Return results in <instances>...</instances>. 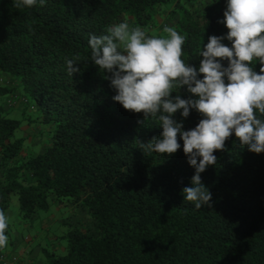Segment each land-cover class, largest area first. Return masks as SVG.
<instances>
[{
	"label": "trees",
	"instance_id": "trees-1",
	"mask_svg": "<svg viewBox=\"0 0 264 264\" xmlns=\"http://www.w3.org/2000/svg\"><path fill=\"white\" fill-rule=\"evenodd\" d=\"M227 2L37 0L17 9L0 0V210L8 218L15 195L29 232L55 216L41 264H264V153L240 148L233 133L201 173L212 208L184 202L195 169L183 140L171 156L145 153L142 143L162 126L139 124L143 113L114 101L110 74L91 61L88 45L90 34L125 21L156 37L173 27L186 37L181 58L198 69L208 38L229 31L220 23ZM77 56L81 71L69 76L66 59ZM251 66L259 72L258 60ZM180 94L188 98L186 87ZM17 110L26 126L11 117ZM201 118L195 110L174 115L185 130ZM15 226L8 222L10 241Z\"/></svg>",
	"mask_w": 264,
	"mask_h": 264
},
{
	"label": "clouds",
	"instance_id": "clouds-1",
	"mask_svg": "<svg viewBox=\"0 0 264 264\" xmlns=\"http://www.w3.org/2000/svg\"><path fill=\"white\" fill-rule=\"evenodd\" d=\"M36 4L37 0H13L17 9ZM220 23L229 31L208 38L198 69L181 58L186 37L173 27H164L166 37H156L125 21L108 27L106 33L90 34L88 40L91 61L100 72L110 74L106 79L116 91L114 101L130 112L143 113L139 124L152 119L162 126L159 136L142 143L143 151L171 156L181 148L178 135L183 140V152L195 173L182 195L196 209L212 208V194L201 173L216 164L214 151H224L233 133L240 148L264 153V0H228ZM225 39L231 47L223 43ZM78 60L66 59L69 76L81 71ZM254 60L259 61V72L251 66ZM185 87L187 99L180 94ZM177 88L179 92L174 91ZM191 110L202 118L185 130L183 120L178 122L174 115L179 111L188 118ZM7 228L8 218L0 210V248L7 246Z\"/></svg>",
	"mask_w": 264,
	"mask_h": 264
},
{
	"label": "crops",
	"instance_id": "crops-1",
	"mask_svg": "<svg viewBox=\"0 0 264 264\" xmlns=\"http://www.w3.org/2000/svg\"><path fill=\"white\" fill-rule=\"evenodd\" d=\"M33 141L37 140L33 139ZM53 217L55 218L52 215L51 218ZM51 218H45L34 224L31 232L28 231L29 228L24 222L18 220L12 240H8L6 247L0 248L1 252L7 255L8 264H41L40 246L54 239L52 230L55 225L47 221V219L53 221ZM75 218L80 219L78 215L74 216Z\"/></svg>",
	"mask_w": 264,
	"mask_h": 264
},
{
	"label": "rangeland",
	"instance_id": "rangeland-1",
	"mask_svg": "<svg viewBox=\"0 0 264 264\" xmlns=\"http://www.w3.org/2000/svg\"><path fill=\"white\" fill-rule=\"evenodd\" d=\"M3 101L5 102L4 104L6 105H4L5 107V109L7 108V107H9L11 110H13L14 108L12 107V105L11 104H9V103H7V99H5V98H3ZM8 104V105H7ZM11 117L13 118V119H16V120H20V121H22V124H24L25 126L27 125V123H26V121H27V116L23 113V112H21L20 110H17V111H15V112H12L11 113ZM33 118H35V115H33ZM25 126H24V128H25ZM16 134H18L19 136H21L22 134H23V131H22V129L21 128H19L18 129V131L16 132ZM30 142H31V140H30ZM26 145H28V146H30V143H27ZM11 203H10V210H9V214H8V222L10 223V225L12 226V227H14L15 226V224L18 222V220H19V218H18V200H17V197L15 196V195H13L12 197H11Z\"/></svg>",
	"mask_w": 264,
	"mask_h": 264
},
{
	"label": "built area",
	"instance_id": "built-area-1",
	"mask_svg": "<svg viewBox=\"0 0 264 264\" xmlns=\"http://www.w3.org/2000/svg\"><path fill=\"white\" fill-rule=\"evenodd\" d=\"M0 264H8V261L5 259V257L0 258Z\"/></svg>",
	"mask_w": 264,
	"mask_h": 264
}]
</instances>
